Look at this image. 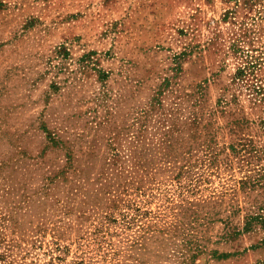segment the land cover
Segmentation results:
<instances>
[{
    "label": "rangeland",
    "instance_id": "obj_1",
    "mask_svg": "<svg viewBox=\"0 0 264 264\" xmlns=\"http://www.w3.org/2000/svg\"><path fill=\"white\" fill-rule=\"evenodd\" d=\"M0 264H264V0H0Z\"/></svg>",
    "mask_w": 264,
    "mask_h": 264
}]
</instances>
